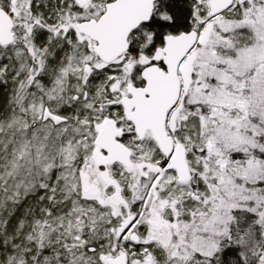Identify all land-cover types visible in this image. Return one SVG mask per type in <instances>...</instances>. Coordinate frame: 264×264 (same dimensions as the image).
Segmentation results:
<instances>
[{
    "label": "snow or ice",
    "instance_id": "6c2138e0",
    "mask_svg": "<svg viewBox=\"0 0 264 264\" xmlns=\"http://www.w3.org/2000/svg\"><path fill=\"white\" fill-rule=\"evenodd\" d=\"M0 264H264V0H0Z\"/></svg>",
    "mask_w": 264,
    "mask_h": 264
}]
</instances>
